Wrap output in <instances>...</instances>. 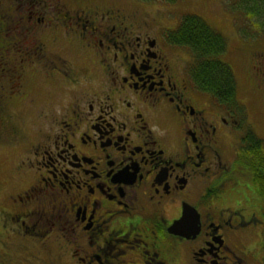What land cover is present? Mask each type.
Returning a JSON list of instances; mask_svg holds the SVG:
<instances>
[{"label":"flooded vegetation","instance_id":"af4514ba","mask_svg":"<svg viewBox=\"0 0 264 264\" xmlns=\"http://www.w3.org/2000/svg\"><path fill=\"white\" fill-rule=\"evenodd\" d=\"M95 1L0 0V136L14 132L16 108L36 106L39 87L45 106L60 105L24 148L22 186L8 167L17 186L0 192V264H245L237 250L264 239V176L243 158L257 137L247 112L197 82L194 55L176 51L155 9L98 0L89 12ZM242 35L250 92H264L263 33ZM62 44L85 77L69 72ZM190 208L194 229L174 230Z\"/></svg>","mask_w":264,"mask_h":264},{"label":"rangeland","instance_id":"374dc122","mask_svg":"<svg viewBox=\"0 0 264 264\" xmlns=\"http://www.w3.org/2000/svg\"><path fill=\"white\" fill-rule=\"evenodd\" d=\"M135 1L137 3H132L127 0L119 3L124 6H128L130 4H141L147 7L148 10L155 9L162 15L161 21L166 22L170 27H174L179 22L183 12L196 13L202 16L209 25L221 32V34L225 37L228 45V52L223 56V59L231 64L234 69V78L237 84V95L241 103L244 104L245 111L247 112V120L253 125L254 131L257 134L256 136L258 137L257 144L262 150L259 157L253 160L248 159L246 164H253L252 166L255 168L254 163H260L261 166L264 167V92H250L253 86H251L252 80L250 76L247 75L245 71L247 59L242 53L236 52L235 50V47L239 45L237 35L242 37V34L250 35L255 33L259 35L260 33H263V35L258 36V41H255V43L260 44L264 42V0H175L173 2H170V0ZM74 3L76 4V1H74ZM98 3L99 1L96 0L93 5L89 6V12L93 10L98 11ZM51 8L52 11L50 10V14H56L54 13L55 8L53 6ZM57 9L58 12L64 13L58 5ZM72 23L74 24L73 21ZM72 27L75 28L74 25H72ZM176 51L183 55L186 54V49L184 48ZM56 53L66 57L65 64L67 67H70L69 72L72 75L77 77L84 76L80 74V69L82 67H79V64H82V60L79 58L76 49L71 44H62L57 47ZM89 77L90 79L96 80L93 74H90ZM40 88L41 87H39L36 91V106L23 107L21 111L16 108L15 110L19 116L16 118L13 125L14 132L0 136V192H9L13 187L17 186L15 183L10 184L11 178L6 177L10 170L8 167H12L14 163L17 166V170L21 172L18 174V178H16L19 185L22 186L25 183L26 178L31 175L27 170L29 169L32 173L27 159L30 154H27L24 148L28 149L30 147V142L33 143L41 130L45 129L44 123L46 118L56 115L54 106H60L58 102L56 104V100L50 101L49 107L45 106L41 102ZM63 92L69 93L67 90ZM243 133L245 134L244 130ZM241 135L243 134L240 129L235 131L236 142ZM7 141L12 142L13 144L10 145ZM36 167L37 166H34V170ZM254 170H257L258 174H260L263 178L264 170L262 172L259 169H252L250 172L255 173ZM235 176L242 178L244 181H248L250 179V175L248 177L240 172H236ZM253 185L255 188L258 187L255 183H253ZM259 187L260 188L256 189L261 191V193L258 192L260 201H264V186L262 185ZM256 225L260 227V229H258V231H260L259 235H264V224L256 223ZM2 230L3 229H1V231ZM253 231L257 235L255 228H253ZM251 235L243 236V238H245L244 241L247 244L251 238L253 239L259 236H254L252 233ZM0 239L3 238L0 236ZM256 251L258 250L254 249L253 252L244 254L237 250V253L245 260V264H259L255 254ZM258 252L264 253V239ZM253 253L255 255H253Z\"/></svg>","mask_w":264,"mask_h":264},{"label":"trees","instance_id":"16d2710c","mask_svg":"<svg viewBox=\"0 0 264 264\" xmlns=\"http://www.w3.org/2000/svg\"><path fill=\"white\" fill-rule=\"evenodd\" d=\"M5 23L0 20V32L4 33ZM172 41L177 44L187 45L195 56L194 65L198 72L197 82L203 81L207 87L220 93L224 103H239L236 97L237 84L232 72V68L222 59L220 54L226 49L224 36L216 29L206 23L205 20L195 14H188L183 17L178 27L171 32ZM240 106V105H239ZM258 138L254 136L251 146L244 150V160H253L261 155L262 150L257 144ZM249 168L259 169L263 172L264 167L260 163L255 165L248 164ZM249 169V170H250ZM250 170V171H251ZM256 180H261L258 171L254 170ZM261 178V179H260Z\"/></svg>","mask_w":264,"mask_h":264},{"label":"water","instance_id":"95a60500","mask_svg":"<svg viewBox=\"0 0 264 264\" xmlns=\"http://www.w3.org/2000/svg\"><path fill=\"white\" fill-rule=\"evenodd\" d=\"M190 210H191V212L189 213L188 212V210H185L184 212H183V217L181 218V222H179V221H177L176 222V224H175V226L173 227L174 228V230H177L178 228H181L180 226V224L181 223H183V222H189V221H191V223H192V229H194V227H193V225H194V220L192 219V215L194 214L195 215V210H193V208H190ZM194 218V217H193ZM196 223V222H195Z\"/></svg>","mask_w":264,"mask_h":264}]
</instances>
